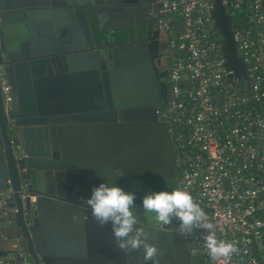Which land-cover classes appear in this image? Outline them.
Wrapping results in <instances>:
<instances>
[{
	"label": "water",
	"instance_id": "95a60500",
	"mask_svg": "<svg viewBox=\"0 0 264 264\" xmlns=\"http://www.w3.org/2000/svg\"><path fill=\"white\" fill-rule=\"evenodd\" d=\"M39 1L0 0V64L4 58L13 63L18 112L10 117L22 126V141L14 142L6 131L8 118L0 87V190L7 194L6 205L12 209V219L20 231V245L33 264H68L85 254L82 222L91 212L76 177L70 176L69 172H58V165L65 170L83 168L97 179L103 180L99 176L105 173L113 176L119 137L114 125L106 123L105 109L111 110L110 113H115L114 108L122 109L125 120L130 122L131 117L136 116L138 123H124L127 132L121 139L125 145L129 143L132 157L137 160L140 156L144 158L160 139L167 138L168 125L158 122L155 108L148 107L151 101L146 98L148 94L141 74H138L139 66L123 62L108 72L114 89V103H107L104 109L99 95L100 84L96 80L93 83L95 105L88 106L91 109L85 113L74 114V118H79L82 123L78 128L70 127L66 134L68 147H81L83 143L87 153L78 151L77 154L68 148L60 150V139L56 141L50 128L38 117V99L33 84L36 78H48L52 74L49 59L54 60L56 74L64 72L62 62L65 61L72 74L89 72L96 75L98 69L105 66V60L98 59L99 53L115 54L117 50L120 59L127 52L129 54L130 47L114 48V43L123 40L121 35L125 34V29L118 27V23L105 29L101 21H95L87 13L84 2L46 7ZM262 6L264 10V0ZM211 17L222 39L220 49L225 57V67L230 70L228 76L237 78L240 90L247 91L245 63L237 53L230 15L221 0H213ZM63 30L70 35L71 52L61 60L59 56L49 54L55 49H63L56 46ZM105 38L109 41H101ZM45 61L47 66L41 64ZM102 77L107 85L106 74ZM106 96L108 98V93ZM141 105L147 107L133 109ZM20 117L25 118L19 120ZM143 118L147 120L143 121ZM160 130L162 135H159ZM69 177L74 180L64 184V178L68 180ZM72 194L76 198L71 197ZM107 224L111 225L110 222ZM6 253V250H0V255ZM21 259L15 256V260Z\"/></svg>",
	"mask_w": 264,
	"mask_h": 264
},
{
	"label": "built area",
	"instance_id": "2783aa9c",
	"mask_svg": "<svg viewBox=\"0 0 264 264\" xmlns=\"http://www.w3.org/2000/svg\"><path fill=\"white\" fill-rule=\"evenodd\" d=\"M221 2L230 16L240 12L245 17L231 29L248 90L241 91L238 79L228 76L222 39L211 17L213 0H162L158 24L171 35V97L165 117L175 125L178 187L191 193L219 239L236 242L238 252L229 264H264V10L262 0ZM175 16L181 18L180 30L172 26ZM2 91L10 107L5 81ZM6 198L0 190V217L9 218ZM181 234L202 264H220L208 255L207 230ZM8 241L0 247L7 251L0 264H33L20 237Z\"/></svg>",
	"mask_w": 264,
	"mask_h": 264
},
{
	"label": "flooded vegetation",
	"instance_id": "af4514ba",
	"mask_svg": "<svg viewBox=\"0 0 264 264\" xmlns=\"http://www.w3.org/2000/svg\"><path fill=\"white\" fill-rule=\"evenodd\" d=\"M77 1L84 2L88 7L87 13L95 21H101L105 29L117 23L119 24L118 27L125 29V34L121 35L123 40L114 43L113 46L114 48L129 46V54L127 52L119 59L117 50L115 54L107 51L99 53L98 59H104L105 66L98 69L97 76L89 72L87 74L86 72L72 74L68 71L65 61L62 62L64 72L56 74L58 72L54 60L49 59L52 74L48 78H36L33 83L38 99V117L41 121H44L42 123L50 128L53 136L57 139L56 141L59 142L60 139L62 148L59 149L68 150L70 147H68L65 137L69 128H78L82 123L79 118H74V114L85 113L89 108L91 109L92 104L95 105L94 98L96 99V96H94L93 83L96 80L99 81V95L105 109L107 103H114V89H112L113 85L108 72L116 69L115 65L118 67L123 62H130L133 66H139L138 74H141L140 79L144 90L148 94L146 98L151 101L148 107L155 108L158 122L168 125V135L167 138L160 139V142L151 147L144 158L140 156L137 160L132 157L129 143L125 145L121 139L126 137L127 132L125 126H123L124 123H138L136 116L133 115L130 122L125 120L122 109L114 108L115 113H110L111 110L105 109L106 123L114 125V130L117 132L116 135L119 139L116 141L117 155L113 166V176L105 173L102 177L104 183H107L106 177H113L112 183L125 191L133 192L135 194V204L140 206L142 197L146 192L171 191L173 187H178L180 173L178 146L175 142L172 123L165 117L171 97V83L168 65L169 33L163 32L158 24L162 16V0H40L39 3L46 7H59L71 5ZM104 40L109 41L106 38L101 41ZM56 46H62L63 49L60 51L55 49L49 56L57 55L62 60L68 52H71L70 35L67 30H63L62 34L59 35ZM41 64L47 66V61ZM103 73L106 74L107 85L103 81ZM3 81L9 86L10 107H6L4 104ZM0 87L4 110L8 118L6 131L14 142H21L22 126L15 124V118L10 117V114L18 112L14 67L13 63L5 58L0 64ZM106 90H108V98ZM146 107L141 105L133 107V109ZM23 118L25 117H20L19 120ZM146 120L143 118V121ZM162 133L163 131L160 130L159 135H162ZM62 138L65 140H62ZM63 141H65L64 146ZM59 149L57 150L60 151ZM57 170L58 172H69V170H65L64 167L59 165ZM64 179L65 181L62 182L67 184L69 180ZM71 197L76 198L73 194ZM134 212L139 219V226L143 227L148 234L149 242L155 244L159 249L160 264H197L191 252L190 242L178 231L179 222L177 220L174 219L172 223L163 225L158 224L153 219L154 214L145 213L140 207L134 209ZM126 253L128 264H151L150 261L145 262L143 260L142 249L126 251Z\"/></svg>",
	"mask_w": 264,
	"mask_h": 264
},
{
	"label": "clouds",
	"instance_id": "9594fccd",
	"mask_svg": "<svg viewBox=\"0 0 264 264\" xmlns=\"http://www.w3.org/2000/svg\"><path fill=\"white\" fill-rule=\"evenodd\" d=\"M107 183H100L92 189L85 200L93 219L103 226L111 223L116 246L122 251L143 250V260L160 264L159 249L148 240V234L139 226L134 209L140 207L145 213H152L158 224L168 225L175 219L181 233L188 234L194 228L207 230L204 236L208 255L220 264H229L233 253L238 252L236 242L219 239L214 226L208 222L203 209L196 203L187 188L173 187L171 191L146 192L142 204H135V194L125 191L106 177ZM75 218V217H74Z\"/></svg>",
	"mask_w": 264,
	"mask_h": 264
},
{
	"label": "crops",
	"instance_id": "0c3cea01",
	"mask_svg": "<svg viewBox=\"0 0 264 264\" xmlns=\"http://www.w3.org/2000/svg\"><path fill=\"white\" fill-rule=\"evenodd\" d=\"M81 138H83V135H81ZM81 142H83V139ZM69 150H74L77 154L81 152V154L84 153L85 155V153H87L83 143L81 147L74 145V147H70ZM82 169L83 168L76 170L70 169L69 175L74 176V178L76 177V182H78L80 186V192L82 196L87 199L91 196L92 189L102 183L104 179H97L94 174L89 175ZM92 176L94 178H90ZM102 176L103 174L99 177ZM68 180L67 181L70 182L74 179L69 177ZM3 218L4 217H0V220ZM2 226L3 223L0 221V228ZM82 231L86 240L85 254L80 256V258L76 257V262L74 260L70 261L68 264H128L126 251H122L115 244L111 225L105 224L100 226L90 213V215L83 217ZM8 242V240L4 242L0 240V247H5Z\"/></svg>",
	"mask_w": 264,
	"mask_h": 264
},
{
	"label": "trees",
	"instance_id": "16d2710c",
	"mask_svg": "<svg viewBox=\"0 0 264 264\" xmlns=\"http://www.w3.org/2000/svg\"><path fill=\"white\" fill-rule=\"evenodd\" d=\"M175 23L172 25L174 28H177L180 30L181 28V18L175 16ZM230 21L233 26V24H237L238 22L242 23L245 22V17L240 12H235L234 14H231ZM171 38V35H168V40ZM169 42V41H168ZM170 64V56L168 57V65ZM172 128H175V125H172ZM1 223H3V226L0 228V234L4 236L3 238H0L1 241L8 240L10 238L14 237H20V231L18 227H16L12 216L9 218H3L0 220ZM189 241V239H188ZM190 242V241H189ZM191 245V244H190ZM195 262L197 264H202L201 260L198 257H195Z\"/></svg>",
	"mask_w": 264,
	"mask_h": 264
}]
</instances>
